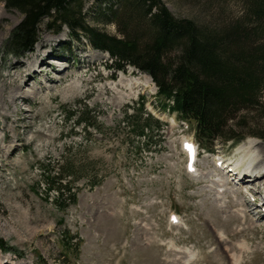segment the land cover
Wrapping results in <instances>:
<instances>
[{"label":"rangeland","instance_id":"1","mask_svg":"<svg viewBox=\"0 0 264 264\" xmlns=\"http://www.w3.org/2000/svg\"><path fill=\"white\" fill-rule=\"evenodd\" d=\"M164 2L173 14L204 23L230 21L243 10L239 0ZM21 18L0 0V264H264V213L249 201L258 193L257 183L248 184L257 164L243 183L221 182L218 190L211 181L222 175L216 154L240 160L237 149L249 139L257 142L255 161L264 162V139L255 135L264 119L248 113L232 132L254 134L236 148L216 140L214 159L199 144L197 169L189 173L182 143L195 138L194 121L150 103L157 98L148 73L128 64L114 69L109 53L71 38L67 26L48 28L47 18L31 50L10 53L4 44ZM98 24L118 33L115 23ZM142 94L164 123L155 148L146 136L128 135L122 122ZM83 103L95 110L101 131L66 119L68 108ZM66 163L79 174L77 200L60 209L45 178ZM88 175L102 180L91 184ZM170 210L178 212L176 225ZM65 226L80 238L77 253L61 242Z\"/></svg>","mask_w":264,"mask_h":264},{"label":"trees","instance_id":"2","mask_svg":"<svg viewBox=\"0 0 264 264\" xmlns=\"http://www.w3.org/2000/svg\"><path fill=\"white\" fill-rule=\"evenodd\" d=\"M3 1L22 13L5 41L8 52L32 49L45 18L48 28L67 26L71 38L86 39L107 51L114 69L125 70L131 64L147 72L157 86V99L150 103L193 119L195 134L205 145L253 133L232 132L235 125L243 128L248 113L264 119V0H239L242 13L220 23L175 15L164 0H96L88 9V0ZM99 22L115 23L118 33L108 32ZM146 101L142 94L128 104L122 122L128 135L146 136L145 145L155 148L162 144L164 123L145 107ZM80 106L68 108L66 119L74 118L87 132L91 126L101 131L95 110L85 103ZM258 128L263 133L255 135L264 139V123ZM78 178L70 163L60 164L46 176L58 208L66 209L76 201ZM101 180L102 176L91 184ZM60 237L67 249L77 253L80 238L76 233L65 226Z\"/></svg>","mask_w":264,"mask_h":264},{"label":"bare ground","instance_id":"3","mask_svg":"<svg viewBox=\"0 0 264 264\" xmlns=\"http://www.w3.org/2000/svg\"><path fill=\"white\" fill-rule=\"evenodd\" d=\"M256 144H257V142L254 139H249V140H247V142L243 143L242 145H240L238 147V149H237L238 152L237 153H240L241 156H240V163L238 161H236V164L239 165V166H241L242 169H243V173L240 174V175L239 174H234V171L230 172V174L228 172H225V173H228V176H227V174H223L224 173L223 171H227L226 169H223V168H226L225 167V164L227 162H224V163H222V164L219 165L220 158L223 157V155L216 154L215 159H214V166L219 171V173H221L222 175L220 176V179H218V180L211 179V181L214 182L215 184H217L218 186H223L224 187V185L231 184L232 181L233 182H240V183L242 182L243 183L244 182L243 180H247V177L245 179V176L247 175V173H249V170L252 167H254V165L260 163V162L255 161L254 155L251 152L252 148ZM227 159L229 160L230 157L224 158V161H226ZM243 160H245V161H243ZM261 166H264V164L261 165ZM261 166H258V170L254 171L253 176H252V179L251 178H248V180L249 179L252 180V182L249 180V182H251V183H248V184H252V185H257L258 184V187H257L258 193L260 192V186H262V185L264 186V183H261V180H264V170L263 171L261 170ZM216 177L218 178V176H216ZM221 182L224 185H220ZM254 189H253V187H251V188H249V191H251V192H257V191H254ZM241 193L242 192H238V195H240ZM251 194L253 195V194H257V193H251ZM262 212L264 213V211H262ZM175 223H176V221L173 223V225ZM241 249H242L241 251L243 252L244 251V248H241ZM245 250H247V249H245ZM168 253H169V255H171L172 251H169ZM172 262H175V261H172ZM169 264H170V260H169Z\"/></svg>","mask_w":264,"mask_h":264}]
</instances>
